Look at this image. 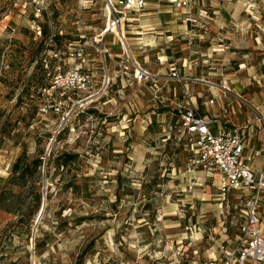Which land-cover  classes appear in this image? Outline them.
<instances>
[{"label": "rangeland", "instance_id": "obj_1", "mask_svg": "<svg viewBox=\"0 0 264 264\" xmlns=\"http://www.w3.org/2000/svg\"><path fill=\"white\" fill-rule=\"evenodd\" d=\"M15 1L0 0V264L210 261L234 238L246 199L232 194L220 208L219 181L189 171L186 139L164 128L184 104L204 112L206 82L227 77L233 119L242 115L237 124L250 120L264 133V0H210L192 21L163 22L149 5L138 12L157 19L129 31L154 35L152 47L109 49L117 43L108 33L106 54L96 45L107 25L104 0H48L40 38L32 11ZM224 10L228 20L214 15ZM52 32L66 69L70 45L85 48L80 89L52 87ZM108 32L121 37L117 26ZM137 65L147 80L134 79ZM63 151L77 154L72 168L58 165Z\"/></svg>", "mask_w": 264, "mask_h": 264}, {"label": "built area", "instance_id": "obj_2", "mask_svg": "<svg viewBox=\"0 0 264 264\" xmlns=\"http://www.w3.org/2000/svg\"><path fill=\"white\" fill-rule=\"evenodd\" d=\"M15 2V6L19 7L22 13L32 11L35 38L42 37L43 29L39 21L48 13V0H16ZM104 2L108 11L106 24L111 21L120 30L128 12L141 10L149 5L155 6L158 12L165 4L171 5L176 10L189 9L192 11L198 9L200 5L199 0H118L116 6L112 4L111 0H104ZM188 19L192 21V16ZM103 32L100 34L102 40L110 33L107 32L103 35ZM57 37L58 33L55 32L50 35L51 55L49 56L55 61L53 73L52 71L48 72V75L53 79L52 87L61 91L80 89L85 82V75L81 71L87 61L85 48L82 44L70 45L72 47L69 48V59H72L73 62L66 69V61L60 52ZM120 41L123 43L121 37ZM93 44L95 45V41ZM126 46L129 51L127 44ZM99 48L103 54L108 52L104 43ZM43 62L44 67L48 68L49 57H45ZM9 66L4 62V69ZM137 66L134 71L135 80L138 82L147 80L149 72L141 65ZM105 79H109L108 73L105 74ZM184 94L189 96L186 90ZM210 103L213 104L214 99H211ZM226 117L227 113L224 112L222 118ZM252 126L253 121L247 120L242 125L233 124L227 128L223 126L221 118L203 115L184 104L179 109L176 123L168 127L170 132H175L179 127L183 134L189 136L188 147L191 154L189 163L191 169L189 171H201L205 179H213L218 176V197L221 201H226L233 191L239 193L237 196L239 199L242 197L246 199L245 210L242 211L244 222L240 224V235L237 242L234 245L221 244L217 254L204 264L264 263V234L261 232L258 216L260 194L264 193V170L256 175L246 165L244 157L248 140V135L245 132ZM251 132L253 131L251 130ZM195 177L197 178V176Z\"/></svg>", "mask_w": 264, "mask_h": 264}, {"label": "crops", "instance_id": "obj_3", "mask_svg": "<svg viewBox=\"0 0 264 264\" xmlns=\"http://www.w3.org/2000/svg\"><path fill=\"white\" fill-rule=\"evenodd\" d=\"M199 1H200L199 7L200 6L204 7L206 4L210 3V0H199ZM149 8L150 9H154L156 11L155 7H149ZM198 9H194L193 11L189 10V9L176 10L171 5L165 4L163 6V8L161 9L162 11H160V12L156 11V14L159 16V18H163V22L164 21L168 22L171 19H173V15L175 16L174 18H178V17H176L178 15H183L184 19L189 20L188 18L191 17V16L192 17H201V16H205V14H207V11L204 8L202 10H201V8H200V10H198ZM174 10L180 11V13L179 12H174ZM218 12H223L222 15L224 14L225 19H227V20L229 18H231V16H232L229 12H227V10L214 11V15H216V13L217 14H221V13H218ZM210 14H213V13L211 12ZM157 15H154L152 11L151 12H143V13H139L138 11L137 12L136 11H131V12L127 13L126 19L121 25V30H122V33H123V38H125L124 41L128 45L129 50L131 49L132 45H139V44H143L144 47H152L151 43L153 41H155V40L152 39V38L155 39L154 35L145 36V34H143V35L138 36L139 34H132L131 31H129V30H130V27H136L135 24L138 21H142L143 18L146 19V20H153V19H157V17H155ZM161 22L157 23V25L160 24ZM160 27H163V26L160 25ZM162 32L163 31H156L154 34H156V36H159V35H162ZM110 33L114 34V42H116L117 45H116V47L115 46H111V47H109V49L117 48L118 50H121L122 52H124L125 49H124L123 43L120 41V36L115 34V33H113V32H110ZM179 34H181V33H179ZM173 36H174L173 34H169L168 36H166L167 37L166 39L167 40H172L171 38ZM150 37H151V39H149ZM146 41L149 42L148 45L147 44L145 45ZM102 43H104V47H106L104 39L102 40ZM108 52H109V50H108ZM228 58L229 57L226 54L225 60H227ZM218 80H219V82H210V84H208L209 83L208 81L206 82L207 83L206 86L208 87L207 90L210 92V97L208 98L207 101L203 102L205 111L201 112V111H198L195 107H193V108L196 109L198 112H200L203 115H207V116H210V117H217L219 119L221 118L223 126L229 128L233 124L239 123L240 119L243 116L241 115V116L235 117L236 119L235 118L233 119V113L235 112V106H234L233 99L231 97H229V95H231V93H229L228 89H227V86H228L227 77H223V78H220V79L218 78ZM182 87H184V86H182ZM230 91L233 92L231 89H230ZM211 99H214V103L213 104L210 103ZM224 112L227 113V117L226 118H222V114ZM236 120H238V121H236ZM171 124L172 123H168L166 125V127L164 128V131L168 135H171V133H172V132L169 131V128H168L169 125H171ZM253 125L254 126H252L251 128H248L246 130V134L248 135V140H247V147H246L245 152H244V157H245L246 165L249 168H251V170L256 175H259L264 170V133L258 132V128H257L258 124L255 123ZM251 130L253 132H251ZM176 131L179 132V134L182 136V138L184 137L186 139V142H185V145L187 147L186 150L189 151V147H188L189 136L183 134L179 127L176 129ZM201 173H202V177L201 178L205 179V177L203 175V172H201ZM213 180H216L218 182V176L213 178ZM232 194H235L236 197L239 195L238 192L233 191V192L230 193L228 198ZM263 196H264V193L262 192L260 194V199H259V204H258V216L260 218L259 226L261 228L262 234H264V226L262 225V222L264 223V207H262V205H260V203H261L262 198H264ZM223 204H224V201L220 200L219 207L222 208ZM226 207H228V206L226 205ZM260 214H262V215H260ZM240 217H241V221L237 224L234 238L225 239L226 241H224L223 243H228V244L234 245L237 242V240L239 238V235H240V231H239L240 224L242 222H244L243 213H241Z\"/></svg>", "mask_w": 264, "mask_h": 264}, {"label": "trees", "instance_id": "obj_4", "mask_svg": "<svg viewBox=\"0 0 264 264\" xmlns=\"http://www.w3.org/2000/svg\"><path fill=\"white\" fill-rule=\"evenodd\" d=\"M178 119V118H177ZM62 153V157H63V159H62V161L61 162H59L58 163V165L59 166H62V167H68V168H72V162H73V160L77 157V154L76 153H72L71 151H69V152H67V151H63V152H61ZM61 157V158H62ZM65 158H67V159H65ZM34 163L36 164V165H41L42 164V160L41 159H36L35 161H34ZM12 170L14 171V173H17V172H19V167H18V164L17 163H15L14 165H13V168H12ZM21 174V172L19 173V175ZM86 178H88V177H86Z\"/></svg>", "mask_w": 264, "mask_h": 264}, {"label": "bare ground", "instance_id": "obj_5", "mask_svg": "<svg viewBox=\"0 0 264 264\" xmlns=\"http://www.w3.org/2000/svg\"><path fill=\"white\" fill-rule=\"evenodd\" d=\"M112 26H116V25H115V24H112L111 21L108 22L107 25H106V28L104 29L103 35L106 34L108 31H110V29H112ZM120 33H121V32H120ZM121 38L123 39V43H124V46H125V48H126V51H128V48H127V46H126V43H125L124 38H123V36H122V33H121ZM96 45H97V46H102V42L97 43Z\"/></svg>", "mask_w": 264, "mask_h": 264}]
</instances>
